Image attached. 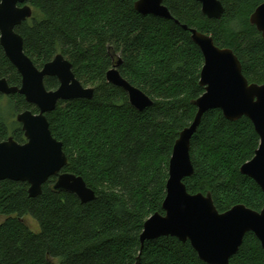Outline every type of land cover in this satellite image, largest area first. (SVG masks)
<instances>
[{"label": "trees", "instance_id": "1", "mask_svg": "<svg viewBox=\"0 0 264 264\" xmlns=\"http://www.w3.org/2000/svg\"><path fill=\"white\" fill-rule=\"evenodd\" d=\"M136 0H29L32 16L16 27L23 49L41 69L61 54L75 78L94 89L91 100L60 101L46 114L52 136L68 159L64 172L81 177L95 200L55 192L51 178L36 198L28 184L0 182V264H206L189 242L161 237L140 244L143 225L164 214L168 165L181 131L197 112L203 93V56L189 30L212 37L233 51L249 83L264 82V40L249 22L264 0H220L224 14L211 20L195 0H163L172 20L135 11ZM118 71L152 101L135 110L125 91L106 82ZM19 87L21 77L0 45V79ZM47 90L58 88L45 78ZM38 113L23 96L0 94V142L25 143L16 117ZM260 144L251 121L226 120L220 110L206 112L191 138L194 169L184 180L190 194L210 193L219 213L236 205L264 207L258 185L239 172ZM31 217L39 228L24 223ZM230 264H264V251L252 233L244 236Z\"/></svg>", "mask_w": 264, "mask_h": 264}, {"label": "water", "instance_id": "2", "mask_svg": "<svg viewBox=\"0 0 264 264\" xmlns=\"http://www.w3.org/2000/svg\"><path fill=\"white\" fill-rule=\"evenodd\" d=\"M201 13L211 20H220L224 7L220 0H195ZM135 11L165 20L172 17L163 0H136ZM32 16L29 0H0V45L5 57L21 77L19 87L10 86L0 79V94H19L26 103L37 108L38 113L26 110L16 121L21 125L25 143L12 137L0 142V182L12 181L28 184V196L42 194L43 186L55 177L53 190L73 194L82 203L95 200V193L81 177L64 172L68 159L62 143L51 134L46 114L52 112L58 102L91 100L94 89L84 87L74 76L71 64L58 54L41 69L24 53L22 37L15 29ZM249 22L264 40V3L250 15ZM189 30L191 41L203 56L199 85L204 93L192 104L195 117L189 127L179 134L168 165L166 196L162 203L163 215L156 213L143 225L140 244L161 237H173L182 243L189 242L198 258L206 264H230L247 233H252L264 251V207L254 211L244 205H236L219 213L210 193H188L184 180L193 175L190 159L191 138L203 115L210 110H220L223 117L235 122L242 117L251 121L259 136L260 144L254 157L243 164L239 172L252 179L264 195V82L249 83L242 73L236 55L228 48H219L211 36ZM121 60L106 73V82L119 87L128 96L129 104L137 111L152 105V101L120 75ZM45 78H56L58 88L47 90ZM139 264V257L136 263Z\"/></svg>", "mask_w": 264, "mask_h": 264}, {"label": "rangeland", "instance_id": "3", "mask_svg": "<svg viewBox=\"0 0 264 264\" xmlns=\"http://www.w3.org/2000/svg\"><path fill=\"white\" fill-rule=\"evenodd\" d=\"M23 221L29 227V229H31L33 232H38L39 231L37 223L31 217H29V216L25 217L23 219Z\"/></svg>", "mask_w": 264, "mask_h": 264}]
</instances>
